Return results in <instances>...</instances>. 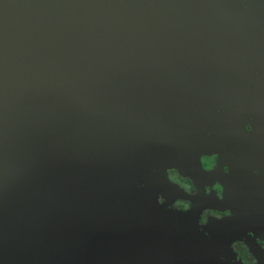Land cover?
Returning a JSON list of instances; mask_svg holds the SVG:
<instances>
[{"label": "water", "instance_id": "water-1", "mask_svg": "<svg viewBox=\"0 0 264 264\" xmlns=\"http://www.w3.org/2000/svg\"><path fill=\"white\" fill-rule=\"evenodd\" d=\"M192 1L0 0V264H227L230 224L201 229V198L138 189L181 155L205 174L209 116L185 120L188 80L159 61Z\"/></svg>", "mask_w": 264, "mask_h": 264}, {"label": "flooded vegetation", "instance_id": "flooded-vegetation-1", "mask_svg": "<svg viewBox=\"0 0 264 264\" xmlns=\"http://www.w3.org/2000/svg\"><path fill=\"white\" fill-rule=\"evenodd\" d=\"M192 3V18L183 22L177 16V24L167 26L165 33L175 38L162 46L159 61L164 80L175 89L188 80L183 94L194 107L184 108L185 120L209 116L204 132L210 146L200 155L205 174L197 176V163L189 169L187 156L181 155L180 167L145 166V173L157 180L141 181L138 189L146 190L156 209L191 208L192 201L176 189L201 198V229L207 233L217 222L229 223L235 237L222 247V261L264 264V0Z\"/></svg>", "mask_w": 264, "mask_h": 264}]
</instances>
